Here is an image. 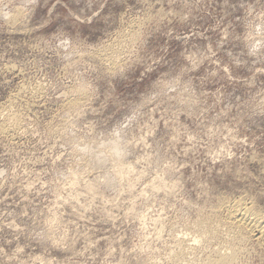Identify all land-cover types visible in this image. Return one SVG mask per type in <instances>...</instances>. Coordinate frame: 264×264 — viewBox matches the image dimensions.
Segmentation results:
<instances>
[{"label": "rangeland", "instance_id": "374dc122", "mask_svg": "<svg viewBox=\"0 0 264 264\" xmlns=\"http://www.w3.org/2000/svg\"><path fill=\"white\" fill-rule=\"evenodd\" d=\"M238 200L264 215V0H0V264H264Z\"/></svg>", "mask_w": 264, "mask_h": 264}, {"label": "bare ground", "instance_id": "6f19581e", "mask_svg": "<svg viewBox=\"0 0 264 264\" xmlns=\"http://www.w3.org/2000/svg\"><path fill=\"white\" fill-rule=\"evenodd\" d=\"M75 104H77V103L72 102L71 105H75ZM2 132H4V131H2ZM91 188H93V187L91 186ZM91 188H88V189H90L89 191L94 192L93 191L94 188L93 189H91ZM158 188L161 189L162 186L160 185ZM224 208L226 209V212H227L225 220H224L225 224L230 225L232 227L235 226V227L240 229L239 231L236 230L237 233L234 236V238L236 240L243 241L246 239L247 236L251 235L252 233L254 234V232H258V233L264 235V215H263V213H260L256 209L255 206L248 205L243 200H238V201H234V202L231 201V203H228L226 205L224 204ZM233 232H234V228H233ZM234 238L232 239L233 241H234ZM233 241H231V242L233 243ZM233 249H235V248L234 247L231 248V250H233ZM222 250L224 251L225 249H222ZM224 252L223 253L218 252L219 255L217 256V258L215 260H212L210 262V264H235L236 263L235 260L238 258L237 255H239V253L237 254V250L235 249L232 252L229 251L231 253H224Z\"/></svg>", "mask_w": 264, "mask_h": 264}]
</instances>
